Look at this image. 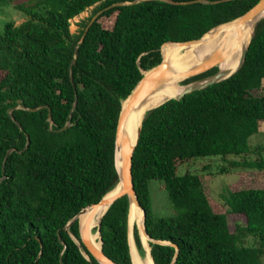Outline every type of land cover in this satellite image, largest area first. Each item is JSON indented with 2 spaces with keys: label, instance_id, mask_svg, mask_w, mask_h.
Returning <instances> with one entry per match:
<instances>
[{
  "label": "trees",
  "instance_id": "trees-1",
  "mask_svg": "<svg viewBox=\"0 0 264 264\" xmlns=\"http://www.w3.org/2000/svg\"><path fill=\"white\" fill-rule=\"evenodd\" d=\"M258 1L0 0V11L24 18L0 31V264H97L80 243L79 219L69 222L118 183L114 142L122 103L143 72L161 62L162 46L200 39ZM113 4L119 5L99 15L80 42L92 16ZM90 8L72 33L71 20ZM252 26L235 74L139 118L134 190L148 236L164 242L146 240L153 264H262L264 188L228 190L220 212L198 174L179 172L186 163L217 158L222 173H264L261 149L249 143L264 123V18ZM228 42L221 36L212 49L225 50ZM189 46L179 59L188 58ZM176 47L163 48L166 61ZM251 154L258 157L247 159ZM151 181L166 191L173 216H154ZM130 214L123 196L101 218L102 251L117 264L133 262ZM227 214L242 215L245 225L231 232ZM246 237L257 246H245ZM133 238L143 257L136 226Z\"/></svg>",
  "mask_w": 264,
  "mask_h": 264
},
{
  "label": "water",
  "instance_id": "water-1",
  "mask_svg": "<svg viewBox=\"0 0 264 264\" xmlns=\"http://www.w3.org/2000/svg\"><path fill=\"white\" fill-rule=\"evenodd\" d=\"M117 5H119V4H113L112 6H109L107 8H104L103 10L98 11L94 16H92L90 22L88 23V25L85 28L84 34H83L80 42L83 41L84 36L88 32L91 24L97 19V17L99 15H101L104 11L110 9L113 6H117ZM263 13H264V0H259L254 6H252L242 16H240L239 18L235 19L234 21H231V22L224 24V25H230L232 23H235L241 27V26H247L249 23H252L253 21L257 20L255 22V24H256L259 20L264 18V16L261 17V15ZM221 26H223V25H221ZM216 28H214V29H216ZM214 29L210 30L208 33L213 31ZM208 33H206V34H208ZM205 35H203L200 39H197V40L186 41V42H181V43H170V44H166V45L162 46L161 47V57H162L161 62L158 65H156L155 67H153L152 69H150L149 71L143 72L142 78L137 82V84L134 86V88L132 89V91L130 92V94L126 98V100L122 103L121 111H120L118 121H117L114 146H115V166H116V170L118 173V183L98 203L88 207V208L107 207V209L103 213V215H104L106 213V211L108 210V208L117 199H119L123 196H127L129 201H130V205L133 204L142 213V224H141V226H137V228H138V234H139V238H140V242H141L143 250H144V246L142 243L141 235H144L146 237L148 243L149 242H151V243H164V242L156 241V240H153L152 238H150L146 232V229H145V224H144L145 212L139 205L138 198H137V195H136L135 190H134L133 180H132L133 154H134V150H135V147H136L139 135H140L141 125L137 131L136 141L134 144H132V142L130 141V138L128 137V135L126 133V123H127L129 116L135 110H137L150 95L157 92L160 88H162V86H164L166 83H168L172 79H174L176 77H182L183 80H186V79L195 77L199 74H202V73H204V72H206V71H208L214 67L218 68L219 64L231 52L230 48L225 49V50L217 49V50L211 52L209 55L203 57L196 66H194L190 69L184 70V71H180V72H177L176 70L171 68L170 65L167 63V61L165 60V57L163 56L162 50L164 47H167L170 45L189 46V45H193V44H197V43L203 44ZM247 48H248V46L242 50L239 65L233 73L229 74L226 71L218 70L215 74H213L207 78L200 79V80L185 84V88L180 94H178L177 96H174L172 98H169L168 100H170V99L181 100L187 94H190L194 91L202 90L208 86L219 83V82L224 81L225 79L229 78L230 76L235 74L241 68V66L244 62L245 56H246ZM77 56H78V53L76 50L72 64L74 63ZM116 154H118L119 159L116 157ZM85 209H87V208H85ZM85 209H83L81 212H83ZM77 216L74 217L69 222V224L71 222H73L74 220H76ZM102 216H101V218H102ZM91 218H92V216H90L87 219V222H86L83 229L79 228L80 243L83 245V247L89 253V255L95 259L97 264H117L114 261H112L110 258H108L102 251V239H101V234H100L101 218L99 220L98 227H97V233H98V237H99L100 247L96 248L94 246V244L92 243V241L90 239V234H91L90 221H91ZM127 223H128V221H127ZM127 226H128V233H129L130 228H129V225H127ZM133 227L134 226L131 227L132 235H133ZM73 239L77 243V245L80 246V248H82L81 244L79 245V243L77 242V239H75V238H73ZM84 256L87 260H89V257L87 255H84ZM175 256H176V253H175ZM150 257H151V255H150ZM131 260H132V257H131ZM152 262H153V260H152ZM173 263H174V261L172 262V264Z\"/></svg>",
  "mask_w": 264,
  "mask_h": 264
},
{
  "label": "rangeland",
  "instance_id": "rangeland-1",
  "mask_svg": "<svg viewBox=\"0 0 264 264\" xmlns=\"http://www.w3.org/2000/svg\"><path fill=\"white\" fill-rule=\"evenodd\" d=\"M91 10L92 9L90 8L86 12L81 14L79 17H76L73 20H71L70 31L72 33H74L77 30L78 28L77 24L81 20L91 15ZM23 20H24L23 15L20 12L15 11L11 8H3L2 11H0V31L6 21H12L14 22V24L18 25ZM184 48H185L184 46H179L169 51H171L177 56V53L179 52L180 54V51ZM179 60L188 62V58L179 59ZM180 84L183 87H185L183 80L180 82ZM249 143L253 151L254 149L256 150L257 147H259L261 149L260 153L264 158V123L260 124L259 133L253 135L249 139ZM257 152L259 151L257 150ZM257 157L258 156L256 154H251L246 158L253 160L256 159ZM224 165L225 164L217 158H206V159H200L190 163H186L179 169L180 174L188 172V173L198 174L200 176L202 183L204 184L205 192L209 197L213 199L215 208L220 212L225 211L222 206L221 200H222V196L226 195L227 194L226 192L228 190H238L237 188H260V187L264 188V173L240 172V171H230V172L222 173L220 171V168H222V166ZM205 166H207L206 170L203 169ZM239 180L244 181L243 185L242 184L238 185L240 183ZM149 191L151 198V207L154 216H159V217L173 216L174 213L172 207L168 200L167 193L163 189L162 185L157 181H151L149 183ZM79 216H83L85 219L87 215L86 213H81ZM79 216L77 218L79 219L80 222ZM226 218H227L229 230L231 232L234 231L236 225H245V218L242 215L227 214ZM134 222H137L138 224V221L134 220ZM137 224L135 223V225H132V223H129L130 225L129 233H132L131 227L132 226L137 227ZM143 239L146 243V239L144 237ZM244 240H245L244 241L245 246H249V247L257 246V241L253 237H246ZM144 255L146 260L143 263L146 264L147 256H148L146 249H144ZM262 264H264V257L262 258Z\"/></svg>",
  "mask_w": 264,
  "mask_h": 264
},
{
  "label": "bare ground",
  "instance_id": "bare-ground-1",
  "mask_svg": "<svg viewBox=\"0 0 264 264\" xmlns=\"http://www.w3.org/2000/svg\"><path fill=\"white\" fill-rule=\"evenodd\" d=\"M263 16H264V13L261 15V17ZM256 21L257 20L253 21L252 23H249L247 26H241V27L235 23L217 27L216 29H214L213 31L205 35L203 44L197 43V44H193L189 46L190 52L188 54V62L179 60L178 57L174 53L169 51L171 49H169L166 55L167 63L170 65L171 68H173L177 72L190 69L196 66L203 57L215 51V49H212V48L218 42L221 36L229 35V42L226 46V49L230 48L231 52L219 64L218 70L226 71L227 73L231 74L237 69L239 65L242 50L245 47H247L249 44L248 43V29L250 28V26L254 25ZM250 39H251V36H250ZM176 79L182 80L183 78L176 77L171 80L172 83H173V80H176ZM171 81H169L164 86H162V88H160L157 92L150 95L144 101V103L129 116L127 123H126V133L128 137L130 138L131 142H132V137H133V129L136 128V130L138 131L139 118L145 112L162 104L169 98L177 96L184 90L185 87H183L182 85H174L171 83ZM136 137H137V132H136L134 143L136 141ZM116 157L119 159L118 154H116ZM106 209L107 207L87 208L83 212H81V213H86L87 216L85 219L83 216H79L81 213L78 215L80 218L79 224H80L81 229L84 228L87 222V219L90 216H92L91 221H90V230H91L90 239L96 248L100 247V244L99 245L96 244V240L99 237H98L97 232L92 233V229L95 227H98L99 220ZM140 212L141 211L138 208H136L133 204H131V214H130L129 223H132L133 225L134 220H135V221H138L137 226H141L142 213ZM129 232H130V229H129ZM128 237H129V245H130L131 254H132V261H133L132 264H144L143 262H145L146 258L145 256L144 257L140 256V254L138 255L132 233H128ZM143 237L145 239L146 237L144 235H141L142 243H143V246L145 247L144 249H146L147 255H148L146 264H153L152 259L150 257L149 249Z\"/></svg>",
  "mask_w": 264,
  "mask_h": 264
}]
</instances>
